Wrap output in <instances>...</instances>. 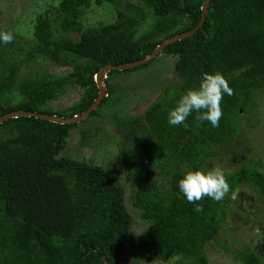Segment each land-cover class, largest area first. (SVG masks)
Returning <instances> with one entry per match:
<instances>
[{
  "label": "trees",
  "instance_id": "1",
  "mask_svg": "<svg viewBox=\"0 0 264 264\" xmlns=\"http://www.w3.org/2000/svg\"><path fill=\"white\" fill-rule=\"evenodd\" d=\"M203 2L50 3L33 21L35 46L25 53L23 63L52 62L71 70L63 76L25 74L20 61H10L14 41L0 42V117L15 111L63 118L81 115L98 96L95 75L101 68L143 59L164 40L190 31L201 19ZM105 6L113 8V22L82 31L85 13ZM50 12L55 18L49 17ZM205 17L192 36L168 45L146 64L110 71L105 78L107 96L85 120L62 125L31 116L0 124V264L117 263L135 223L125 203V189L104 168L62 156V152L74 127L81 144L87 143L82 125L102 118L103 110L127 93H116L121 90L114 86L116 78L142 73L162 55L174 58L179 83L165 87L142 117L115 123L121 129L115 144L131 203L146 224L137 247L144 260L209 264L204 249L220 231L231 193L221 202L201 200L203 211L198 213L179 192L178 181L188 171L206 172L203 168L207 163L210 166L220 147L236 148L241 143L237 139L244 132L238 122L251 123L255 95L264 93V0H211ZM0 31L7 30L0 26ZM215 72L234 91L232 96L224 95L219 126L208 122L197 126L196 113L187 118V129L170 126L168 110L182 94L198 86L202 73ZM72 90L79 96L73 103L54 107ZM128 93L136 99L134 92ZM138 98L139 102L144 99L141 94ZM261 164L258 160L225 175L232 191L244 184L264 202ZM261 229L264 232V225ZM256 253L243 246L234 258L241 264H264V256Z\"/></svg>",
  "mask_w": 264,
  "mask_h": 264
},
{
  "label": "rangeland",
  "instance_id": "2",
  "mask_svg": "<svg viewBox=\"0 0 264 264\" xmlns=\"http://www.w3.org/2000/svg\"><path fill=\"white\" fill-rule=\"evenodd\" d=\"M58 1L0 0V26L11 31L14 35V44L9 48L10 61H20L21 69L25 74L46 72L51 76H63L71 70L69 66L56 65L52 62L29 61L23 63L26 61L25 53L35 46L31 41L33 21L37 14L43 13L49 8L50 3L56 6ZM55 16V13L50 12L51 19ZM114 17L113 8L110 6L93 8L83 16L82 31L99 24L113 22ZM144 24L148 25L145 22ZM76 35L77 33L72 34L71 37L74 39ZM173 65V57L162 55L142 73L135 72L116 78L114 86L121 89L116 93L124 91L127 93L120 94V101L113 107L103 110L106 113L102 118L88 120L82 125L87 143L81 144L77 127H74L70 131L67 146L62 152V156L91 162L104 168L109 175L117 179V185L125 189V203L129 214L135 219V223L131 234L126 239L125 250L116 264H176V259L158 262L144 260L140 257L137 241L146 224L140 220L138 212L132 206L128 180L123 174V163L118 155L119 147L115 144V138L119 137L121 131L115 124L117 119L142 117L145 111L160 99L165 87L176 86L179 83ZM128 91L134 92L136 99L129 98ZM139 94L144 97L140 102L139 98L137 99ZM78 97L76 90H72L69 97H62L61 102L55 103L54 107H65ZM254 99L255 105L249 114L251 123L245 124L243 120L238 122L239 128H243L244 132V136L237 139L241 143L236 148L234 146L227 149L220 147L217 150V156L209 163L210 166L207 163L203 170L208 171L219 166L224 170L225 175H228L242 165L247 164L251 167L255 162L261 160L262 164L258 169L264 171V93L259 92ZM113 112L116 113V118L113 117ZM236 191L238 192L237 198L231 199L218 235L204 249L209 264H241L235 260L234 253L241 250L243 246L251 247L256 250L257 255L264 256V232L261 229L264 225V202L258 194L244 184H240Z\"/></svg>",
  "mask_w": 264,
  "mask_h": 264
},
{
  "label": "clouds",
  "instance_id": "3",
  "mask_svg": "<svg viewBox=\"0 0 264 264\" xmlns=\"http://www.w3.org/2000/svg\"><path fill=\"white\" fill-rule=\"evenodd\" d=\"M14 35L11 31H0V42L12 43ZM234 95L226 78L220 73H202L198 86L187 90L177 100L175 106L167 112V122L170 126L189 127L187 118L193 114L197 126L208 122L212 127H218L223 116L221 103L224 95ZM119 155V154H118ZM178 189L188 203L195 205L196 212H202L203 206L199 203L205 198L214 202H221L231 193V199L237 198L238 192L232 191L227 182L224 170L216 166L208 171H188L178 181Z\"/></svg>",
  "mask_w": 264,
  "mask_h": 264
},
{
  "label": "water",
  "instance_id": "4",
  "mask_svg": "<svg viewBox=\"0 0 264 264\" xmlns=\"http://www.w3.org/2000/svg\"><path fill=\"white\" fill-rule=\"evenodd\" d=\"M210 2H211V0H204L202 8H201V19H200L199 23L193 29H191L190 31L174 35L173 37L164 40L160 45H158L153 50V52L150 55H147L143 59H140V60H137V61H133V62H129V63H125V64L118 65V66H105V67L101 68L97 72V74L95 75V84H96V86H97V88L99 90L98 96L94 100V102L91 104V106L84 113H82L81 115L74 116V117H71V118H63V117L54 116V115H48V114L15 111V112L8 113V114H5V115L1 116L0 117V124L3 121L7 120V119L18 118V117H31V116L35 117V118H38V119L46 120V121H49V122L62 124V125L79 123V122L85 120L87 118V116L93 110H95L98 107V105L100 104L101 100L105 96H107L105 78H106V75L110 71H112V70H124V69L133 68V67H136V66H140V65L146 64L150 60L154 59L168 45L192 36L198 29L201 28V26L205 22V18H206L205 15H206V12H207V9H208V6H209Z\"/></svg>",
  "mask_w": 264,
  "mask_h": 264
}]
</instances>
